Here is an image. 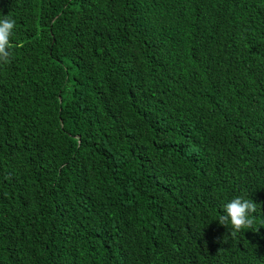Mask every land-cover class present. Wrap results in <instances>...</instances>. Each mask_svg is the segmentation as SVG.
Segmentation results:
<instances>
[{"label": "trees", "instance_id": "obj_1", "mask_svg": "<svg viewBox=\"0 0 264 264\" xmlns=\"http://www.w3.org/2000/svg\"><path fill=\"white\" fill-rule=\"evenodd\" d=\"M0 16V264H264V0ZM248 194L233 236L216 220Z\"/></svg>", "mask_w": 264, "mask_h": 264}, {"label": "clouds", "instance_id": "obj_2", "mask_svg": "<svg viewBox=\"0 0 264 264\" xmlns=\"http://www.w3.org/2000/svg\"><path fill=\"white\" fill-rule=\"evenodd\" d=\"M16 21L12 17L0 16V62L7 63L10 55L9 40L14 34ZM257 212V204L249 198V194L237 195L222 206L216 220L220 225L229 226L233 236L250 229L253 224V213Z\"/></svg>", "mask_w": 264, "mask_h": 264}]
</instances>
